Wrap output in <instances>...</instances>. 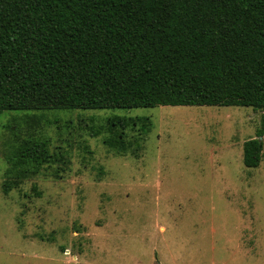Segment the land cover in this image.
<instances>
[{
	"label": "rangeland",
	"instance_id": "obj_1",
	"mask_svg": "<svg viewBox=\"0 0 264 264\" xmlns=\"http://www.w3.org/2000/svg\"><path fill=\"white\" fill-rule=\"evenodd\" d=\"M113 117L150 124L110 120L136 153L105 147ZM262 120V159L247 168L243 143ZM31 135L67 154L21 166L15 153L38 146L12 145ZM0 264H264V112L1 113Z\"/></svg>",
	"mask_w": 264,
	"mask_h": 264
},
{
	"label": "trees",
	"instance_id": "obj_2",
	"mask_svg": "<svg viewBox=\"0 0 264 264\" xmlns=\"http://www.w3.org/2000/svg\"><path fill=\"white\" fill-rule=\"evenodd\" d=\"M160 106L264 112V0H0V114ZM110 120L148 132L147 120L108 119L105 147L136 153ZM261 124L243 143L247 168L262 159ZM49 145L17 138L38 147L12 160L67 154Z\"/></svg>",
	"mask_w": 264,
	"mask_h": 264
},
{
	"label": "water",
	"instance_id": "obj_3",
	"mask_svg": "<svg viewBox=\"0 0 264 264\" xmlns=\"http://www.w3.org/2000/svg\"><path fill=\"white\" fill-rule=\"evenodd\" d=\"M261 140V139H260Z\"/></svg>",
	"mask_w": 264,
	"mask_h": 264
}]
</instances>
